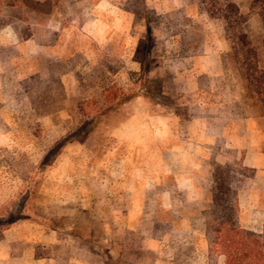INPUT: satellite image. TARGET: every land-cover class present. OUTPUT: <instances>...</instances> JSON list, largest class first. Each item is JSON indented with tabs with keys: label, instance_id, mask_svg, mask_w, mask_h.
I'll return each mask as SVG.
<instances>
[{
	"label": "rangeland",
	"instance_id": "374dc122",
	"mask_svg": "<svg viewBox=\"0 0 264 264\" xmlns=\"http://www.w3.org/2000/svg\"><path fill=\"white\" fill-rule=\"evenodd\" d=\"M29 1L0 11V21L15 22L0 28V264L226 261L217 213L235 207L240 224L239 194L252 171L244 151L196 149L181 131L195 100L242 127L264 117V100L247 81L248 61L264 71L252 0H198L214 18L210 51H223L227 67L201 97L173 43L177 35L186 45L198 40L192 24L168 23L142 0ZM230 3L240 13L227 32L222 9ZM112 83L144 88L146 103L103 119L84 140L68 135L104 107ZM174 114L179 120L162 125L153 118Z\"/></svg>",
	"mask_w": 264,
	"mask_h": 264
},
{
	"label": "crops",
	"instance_id": "0c3cea01",
	"mask_svg": "<svg viewBox=\"0 0 264 264\" xmlns=\"http://www.w3.org/2000/svg\"><path fill=\"white\" fill-rule=\"evenodd\" d=\"M142 2L143 7L158 8L162 13L168 14V23L192 24L194 28L197 27L200 37L194 42L191 41L189 45L185 43L188 39L183 37L184 39L178 40V35L177 38L174 37L175 54L181 56L178 60L183 65L182 70L188 72L192 78L194 95L201 97L204 93L213 92L216 83L221 82L227 72L223 51L215 49L210 51L208 24L214 18L202 10L198 0H142ZM188 33H190L189 28L185 32L186 36ZM158 47L154 50H158ZM178 48L187 51L178 53ZM154 70L159 73L164 69L152 68V71ZM124 88L128 90L125 86ZM145 98L143 95H138L125 103L120 110L144 105ZM205 106L202 100L191 103L190 110L188 109L190 113L181 133L187 136L188 140L193 141L196 149L209 151L210 148L222 146V151L232 153L244 151V165L254 169V176L248 189L243 194H239L240 225L247 230L261 233L264 230V117L258 121L249 118L242 127L240 120L235 116L222 118L212 115V111L208 107L205 109ZM196 107L200 108L199 113H196ZM153 118L162 125L165 120H177L178 116L174 114V117L154 116ZM176 132L175 134H178ZM171 133L173 134L174 131ZM180 147L177 146L175 149ZM200 264H208V259L204 258ZM220 264H225L224 258L220 260Z\"/></svg>",
	"mask_w": 264,
	"mask_h": 264
},
{
	"label": "trees",
	"instance_id": "16d2710c",
	"mask_svg": "<svg viewBox=\"0 0 264 264\" xmlns=\"http://www.w3.org/2000/svg\"><path fill=\"white\" fill-rule=\"evenodd\" d=\"M16 2L28 7L30 1L0 0V11L17 5ZM249 10L250 13L256 14L261 18L264 28V0H252ZM222 11L224 12L223 18L226 30L229 32L230 29L235 27V23L232 19L233 15L240 13L239 5L230 3L226 5ZM8 24L15 26L14 19L1 17L0 28ZM237 24L239 27L241 26L240 23H236V25ZM237 38L244 46L249 43L248 35L245 32L238 33ZM262 44L264 45V32L262 36ZM248 63V71H250V75L247 78V81L250 86H257V93L264 100V71L259 68L256 60H250ZM141 91L142 93H140ZM143 92L144 88H140L138 91L129 92L120 85L114 83L110 84L103 91L104 99L106 101L104 107L96 110L88 117V119L80 124L75 131L68 135L75 136L77 133H80L83 134L84 140L93 132L103 119H106L110 115L119 111L125 103L138 95L145 96ZM72 139L74 140L75 138L73 137ZM250 170L252 171L253 177L254 169L250 168ZM234 216L236 217L235 207H232V209L231 207H222L221 211L217 213L218 226L216 231L218 234V243L221 248L220 252L224 254L226 258L225 264H264V230L261 233L247 230L241 227Z\"/></svg>",
	"mask_w": 264,
	"mask_h": 264
}]
</instances>
